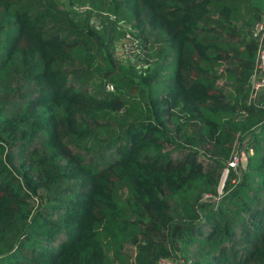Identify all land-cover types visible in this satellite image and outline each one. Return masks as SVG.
I'll use <instances>...</instances> for the list:
<instances>
[{
    "label": "trees",
    "instance_id": "obj_1",
    "mask_svg": "<svg viewBox=\"0 0 264 264\" xmlns=\"http://www.w3.org/2000/svg\"><path fill=\"white\" fill-rule=\"evenodd\" d=\"M263 16L0 0V264H107L99 228L120 240L109 264H264V90L247 102ZM126 35L139 70L114 55Z\"/></svg>",
    "mask_w": 264,
    "mask_h": 264
},
{
    "label": "built area",
    "instance_id": "obj_2",
    "mask_svg": "<svg viewBox=\"0 0 264 264\" xmlns=\"http://www.w3.org/2000/svg\"><path fill=\"white\" fill-rule=\"evenodd\" d=\"M249 38L255 45L254 65L248 77V103H253L256 95L264 90V16L254 21L249 28ZM105 90H112L110 84H106ZM259 100V99H258ZM256 102V101H255ZM229 167L235 166V158L227 163ZM154 264H179L176 260L161 259Z\"/></svg>",
    "mask_w": 264,
    "mask_h": 264
},
{
    "label": "rangeland",
    "instance_id": "obj_3",
    "mask_svg": "<svg viewBox=\"0 0 264 264\" xmlns=\"http://www.w3.org/2000/svg\"><path fill=\"white\" fill-rule=\"evenodd\" d=\"M139 49H140V47L136 46L135 41H132L131 37L126 35L125 38L116 42L115 48H114V55L120 62H123V63H127L128 59H130L131 62L136 66V69L139 70L141 67L140 63H139V59L141 58V54H139V53L141 51ZM176 154H178V153L175 151L172 152V155H176ZM178 156H179V154H178ZM198 160H200L203 167H205L208 164L207 160H201L199 157H198ZM120 193H121V195H124V194H126V190L123 189V190H121ZM124 215L128 216L130 218H133V215H132V213L129 212L128 208L125 209ZM56 216H57V214L54 212L51 219L55 220ZM98 230H99V236H100L101 242H102L103 247H104L105 262L107 264H109L110 259L113 256H115V254L117 252V247H118L120 240H118V238H116V237L115 238L108 237L106 232L103 231L101 228H99ZM54 244H55V242H54ZM124 251L126 252V254L130 253L129 249L124 248ZM130 262H132V261H130ZM130 262L126 261L124 263L129 264ZM114 264H118V260H116L114 262Z\"/></svg>",
    "mask_w": 264,
    "mask_h": 264
},
{
    "label": "crops",
    "instance_id": "obj_4",
    "mask_svg": "<svg viewBox=\"0 0 264 264\" xmlns=\"http://www.w3.org/2000/svg\"><path fill=\"white\" fill-rule=\"evenodd\" d=\"M224 83H225V81H223V84H222V86H224Z\"/></svg>",
    "mask_w": 264,
    "mask_h": 264
}]
</instances>
